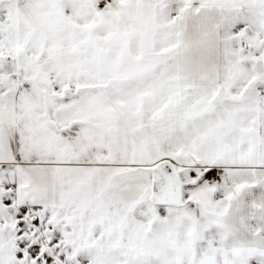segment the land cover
Here are the masks:
<instances>
[{
  "label": "snow or ice",
  "instance_id": "1",
  "mask_svg": "<svg viewBox=\"0 0 264 264\" xmlns=\"http://www.w3.org/2000/svg\"><path fill=\"white\" fill-rule=\"evenodd\" d=\"M0 264H264V0H0Z\"/></svg>",
  "mask_w": 264,
  "mask_h": 264
}]
</instances>
